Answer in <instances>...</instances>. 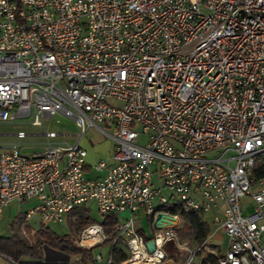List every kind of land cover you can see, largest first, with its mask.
Segmentation results:
<instances>
[{
  "label": "built area",
  "instance_id": "built-area-1",
  "mask_svg": "<svg viewBox=\"0 0 264 264\" xmlns=\"http://www.w3.org/2000/svg\"><path fill=\"white\" fill-rule=\"evenodd\" d=\"M56 115L77 127L76 142L49 131L25 154L17 131L0 144V214L25 202L44 223L88 202L104 216L128 211L78 233L80 247L111 245L93 264H110L119 244V264H166L168 243L183 264H264V176L254 174L264 169V0H0V122L42 128ZM91 129L113 142L89 165L102 175L86 170ZM175 208L212 212L226 250L182 241ZM143 211L152 224L171 218L142 234Z\"/></svg>",
  "mask_w": 264,
  "mask_h": 264
},
{
  "label": "rangeland",
  "instance_id": "rangeland-1",
  "mask_svg": "<svg viewBox=\"0 0 264 264\" xmlns=\"http://www.w3.org/2000/svg\"><path fill=\"white\" fill-rule=\"evenodd\" d=\"M3 132L7 134L0 139V144H8L14 141V134L17 131H24L26 133V138L23 140L25 147L27 148H40L44 143L51 141L47 137H45L44 133L53 131L59 133V135L55 138V141H65L74 143L77 140L75 136L78 133L77 127L74 123L61 115H56L53 118H46L43 123V127L31 125L29 119L20 120L16 122H7L3 123L2 127ZM146 138L144 136H140L138 139L139 143H144ZM2 141V142H1ZM53 141V140H52ZM82 142L93 150H103L107 145H110L112 140L106 136L101 135L98 131L91 129L89 130ZM82 145V144H81ZM83 146V145H82ZM84 147V146H83ZM153 182L157 186V179L153 178ZM163 194L167 195L168 192L163 190ZM247 199H245V203ZM85 209V215L88 216L92 222L101 223L105 216L99 213L94 202H88L83 206ZM19 208L12 207L9 208L6 214L0 215V236H9L13 232L17 231L27 237H30V234H27L26 231H23V228L28 225L32 229H38L42 224L48 227L50 230L55 232L58 235L68 234L70 231V221H73L76 218L75 213L71 212L67 215L66 220L61 223H44L41 221V218L36 214L27 213L24 219L22 214H19L13 217V213L15 210ZM128 216V211H125L119 216V220H122L124 217ZM206 215L204 216V218ZM151 217L147 216L145 212H141L140 217H138L137 226L142 229L148 235L152 234L153 228L149 222ZM182 223V221H181ZM180 223V225H181ZM11 224L13 226H11ZM179 225V226H180ZM80 232V231H79ZM78 232V233H79ZM78 235V234H77ZM215 248L220 247L221 242L214 238L212 243H210ZM111 245L110 243L104 242L98 246H96L93 251L101 253L104 256H108ZM176 254H171V260L168 261L172 263L176 258ZM80 256L69 257L63 255L57 251H53L47 247L44 248V259L42 262L32 263L27 261H18V264H80ZM167 262V263H168Z\"/></svg>",
  "mask_w": 264,
  "mask_h": 264
},
{
  "label": "trees",
  "instance_id": "trees-1",
  "mask_svg": "<svg viewBox=\"0 0 264 264\" xmlns=\"http://www.w3.org/2000/svg\"><path fill=\"white\" fill-rule=\"evenodd\" d=\"M256 176H264V169L257 167L254 170ZM76 218L70 221V231L68 234L58 235L48 227L41 225L38 229L32 231L30 226H25V231L30 234L27 237L17 231L13 232L9 236H0V253L10 256L16 261H22V259H31L42 262L44 259V248L47 247L51 250L57 251L63 255L69 257L80 256L81 264H93V250L80 247L76 244L77 234L92 220L85 215V209L83 207L75 208L73 211ZM173 213L179 214L182 218L181 225L176 229L179 238L185 241L189 246L197 248L202 244H206L211 248H214L216 253L219 252L218 248H215L210 243H205L209 233V226L206 221L203 220L202 214L196 211H185L181 208H175ZM119 220V217L115 214L106 215L101 222L104 225H111ZM152 225L151 218L149 219ZM11 226H13L11 224ZM144 233L142 229L139 231ZM165 249L169 256L176 254V258L172 263L166 264H183L184 255L175 248L172 243H168ZM219 254V253H218ZM112 261L110 264H119L127 257L126 250L123 245L119 244L111 250ZM211 262L216 260V255L212 254L208 256Z\"/></svg>",
  "mask_w": 264,
  "mask_h": 264
},
{
  "label": "crops",
  "instance_id": "crops-1",
  "mask_svg": "<svg viewBox=\"0 0 264 264\" xmlns=\"http://www.w3.org/2000/svg\"><path fill=\"white\" fill-rule=\"evenodd\" d=\"M3 123H7V122H0V139L3 137V136H5L7 133L6 132H3L2 130H3V128H1L2 127V125H3ZM32 125V124H31ZM20 131V130H19ZM16 134V133H15ZM15 134H14V141H16V140H18L17 138H16V136H15ZM76 136V135H75ZM25 138H26V136H25ZM25 138H23V139H20L19 141H20V143H21V150H22V152L23 153H25V154H32V153H34V152H36V151H38L40 148H27V147H25V145H24V143H23V140L25 139ZM82 140H84V138L82 139ZM82 140L80 141V144H82L85 148H86V150H87V156H86V161H87V166H86V170H87V174L89 175V176H96V175H102L103 173H104V171H102V172H99V173H95V172H93L91 169H90V167H89V165H91V164H93L94 162H96L98 159H100V158H108L109 156H110V154H111V152H112V149H113V142H111V144L110 145H107V147H105L103 150H93V149H91L90 147H87L83 142H82ZM2 142V141H1ZM13 142V141H12ZM245 199H247V202L245 203ZM241 204L243 205V206H248V205H250V200H249V198H243L242 200H241ZM31 205H32V202H25V203H22V204H18V203H14V204H12V205H10L8 208H6L3 212H2V214H0V215H3V214H6V212L8 211V209L9 208H12V207H16V208H19V209H17V210H15V212L13 213V217H15V216H17V215H19V214H22L21 216H23L24 217V219L26 218V214L27 213H29L28 212V210L30 209V207H31ZM206 215V217L204 218V216ZM203 220L204 221H206L207 222V224H208V226H209V233H208V236L207 237H209V239H210V242L209 243H212V240L214 239V238H216L217 240H219L220 242H221V244H220V247H218V250H219V254H221V253H223L225 250H226V248H227V238H226V236H225V234H224V232L221 230V229H219V228H217L216 227V225H213L212 224V219H213V213L212 212H207V213H205L204 215H203ZM66 220V219H65ZM42 225H44V224H42ZM28 226V225H27ZM137 226V225H136ZM137 228H139L138 226H137ZM35 229H32V231H34ZM23 231H25V227L23 228ZM263 240H264V236H263ZM54 251V250H53ZM22 261L24 262V261H27V262H32V263H37V262H39V261H36V260H31V259H22ZM0 264H10V263H8L5 259H3L1 256H0Z\"/></svg>",
  "mask_w": 264,
  "mask_h": 264
},
{
  "label": "water",
  "instance_id": "water-1",
  "mask_svg": "<svg viewBox=\"0 0 264 264\" xmlns=\"http://www.w3.org/2000/svg\"><path fill=\"white\" fill-rule=\"evenodd\" d=\"M166 218H171V217L170 216H167V215H164L162 213L157 214V216L154 219L153 224H152L153 228L154 229H160L162 227L163 222L165 221ZM146 247H147L148 251L152 252L153 249H154V242H153V240H151V239L148 240L146 242Z\"/></svg>",
  "mask_w": 264,
  "mask_h": 264
}]
</instances>
